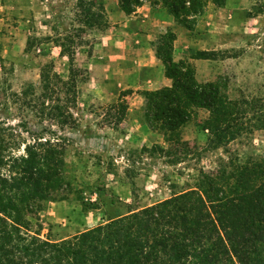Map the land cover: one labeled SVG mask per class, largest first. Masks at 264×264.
<instances>
[{
	"label": "rangeland",
	"instance_id": "obj_1",
	"mask_svg": "<svg viewBox=\"0 0 264 264\" xmlns=\"http://www.w3.org/2000/svg\"><path fill=\"white\" fill-rule=\"evenodd\" d=\"M247 1L250 6L238 14L220 10L213 18L214 24L212 18H208L210 23L201 22L200 16L189 33L190 52L200 51L197 41L203 38L206 28L224 37L237 35L231 45L228 42L221 46L220 40H224L217 38L212 43L217 47V59L196 66L198 81L212 78L223 95L248 112L247 130L224 148H208L209 131L205 127L210 122V113L205 108L191 106L189 122L181 131L169 132L144 116L143 104V127L134 129L139 102H129L125 97L130 89L119 88L117 81L115 85L114 81L109 85L97 83L96 76L103 71L91 76L85 66L92 45L107 39L103 34L114 33L108 28L107 12V25L87 30L83 34L85 44L77 48L76 62L87 68L89 79L79 82L77 106L71 109L77 121L75 127L61 128L31 112L21 114L14 103L6 110L5 99L0 95V175L10 180L4 184L6 187L0 184V192L11 194L17 207L33 212H28L30 234L60 240L129 210L152 205L174 192L193 187L200 180L201 171H216L221 165L220 157L264 159V0ZM78 12L77 0H0L1 79H7L15 90L27 82L38 85L40 67L50 61L55 71L64 73L67 57L60 55V47L54 40L79 26ZM115 35L102 44L115 47ZM29 39L31 46L27 51ZM166 41L167 38H158L155 48ZM113 71L117 75L116 66ZM113 71L110 76L116 79ZM142 93L145 102L146 93ZM122 99L132 109H127L125 118L118 123L113 104ZM57 137L63 140L55 143ZM35 138L51 140L52 144L45 148L52 150L53 157L64 148L63 156L49 164L53 174L44 189L47 201L35 189L30 197H19L24 188L15 184L19 180L15 178L20 177L12 157L25 154V143H32ZM176 140L184 144H177ZM21 198L24 201L20 202ZM110 202L120 211L105 209Z\"/></svg>",
	"mask_w": 264,
	"mask_h": 264
},
{
	"label": "trees",
	"instance_id": "obj_2",
	"mask_svg": "<svg viewBox=\"0 0 264 264\" xmlns=\"http://www.w3.org/2000/svg\"><path fill=\"white\" fill-rule=\"evenodd\" d=\"M142 1L119 0V4L125 13L132 14ZM150 1L153 5L163 3L177 23L189 30L195 28L206 6L204 0ZM213 1L217 6L225 3ZM77 6L79 26L54 40L60 55L67 57L66 71H55L52 61L42 64L39 84L27 82L20 90L0 76V84H6L0 87L4 109L9 110V104L14 103L21 114L31 112L61 128L75 127L71 109L77 106L79 82L89 79L87 68L76 62L77 48L85 44L87 30L107 25L102 2L77 0ZM175 37L172 30L159 37L167 41L157 47V56L173 82L170 87L145 92L144 116L174 132L191 119V106L205 108L210 113L205 127L208 148H224L247 130L248 112L223 95L217 82H199L188 60H174ZM30 46L29 39L27 51ZM192 57L217 59V53L200 50ZM113 107L117 111L115 122L121 123L128 104L122 99ZM61 140L57 137L55 143ZM50 144L49 139L35 138L25 143V154L12 157L20 177L15 178L19 179L15 184L24 188L19 197H30L35 189L43 201L49 200L44 194L53 174L49 164L64 154L61 147L56 157L50 155L52 150L45 148ZM220 161L216 171H201L193 187L54 241L40 238L39 233L30 234L28 212H33L17 207L11 194L0 192V264H264V159L220 157ZM8 181L0 175L3 187Z\"/></svg>",
	"mask_w": 264,
	"mask_h": 264
},
{
	"label": "crops",
	"instance_id": "obj_3",
	"mask_svg": "<svg viewBox=\"0 0 264 264\" xmlns=\"http://www.w3.org/2000/svg\"><path fill=\"white\" fill-rule=\"evenodd\" d=\"M100 2L103 3L107 12L108 28L111 27L113 29L111 32L114 31L113 34H103V37L108 39L109 36L113 37L116 34V46H104L102 42L104 43L107 39L93 45L90 43L92 51L87 55L88 58L85 66L89 69L91 76L92 74H97V71H103L102 75L96 76L97 83L103 84L107 82L106 84L109 85L114 81L115 85L117 81L119 88L130 89V94L125 97L129 98V102L135 100L139 102V105L136 106L139 110L135 112L137 117L134 118L133 125L134 129L138 131L143 127L141 108L143 107L144 99L142 92L170 87L173 82L167 76L165 64L157 56L155 48V41L162 34H165L168 30H172L176 34L173 44L174 60L185 59L193 63L195 75L197 72L196 66L206 64L207 61L212 59L192 57L198 49L190 52V30L179 25L175 18L168 13L163 3L153 5L150 0H143L134 13L127 14L121 8L119 0H100ZM249 3L247 0H227L225 5L217 6L213 0H208L206 1L205 11L201 15L200 20L201 22L210 23L208 18H212L211 23L214 24L213 18L220 10L226 9L233 14H238L241 10L247 9L250 6ZM204 18H207L206 21H204ZM208 29H205L203 38L197 41L200 50H217V47L212 44L217 38H223L224 41L221 39L220 43L221 46L224 43V46L228 42L229 44L233 42L235 37H237L235 34H229L227 37H224ZM88 35L90 37V34ZM97 45L99 46V50L96 49ZM115 66L119 72V74L117 72V75L113 71ZM111 70L113 71L112 76L116 79L110 76ZM106 78L110 80H105ZM211 81L212 78H207L199 82L206 83ZM128 109L131 111V106ZM187 123L181 126V128ZM181 128H179V131H181ZM106 206L105 209H110L111 211L114 209L115 212L120 211V208H117L111 202Z\"/></svg>",
	"mask_w": 264,
	"mask_h": 264
}]
</instances>
